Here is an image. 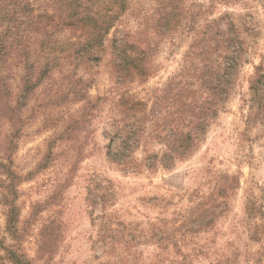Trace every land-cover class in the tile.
<instances>
[{
	"label": "rangeland",
	"instance_id": "1",
	"mask_svg": "<svg viewBox=\"0 0 264 264\" xmlns=\"http://www.w3.org/2000/svg\"><path fill=\"white\" fill-rule=\"evenodd\" d=\"M229 1L127 0L98 60L63 54L53 63L21 109L19 132L5 136L14 148L8 156L0 151V161L18 175L10 181L0 167V264H13L5 253L9 245L30 264H264V257L254 261L264 235L249 238L245 212L247 201L263 202L264 126L245 124L248 109L242 101L253 65L264 56V0ZM34 3L50 9L51 0ZM223 12L229 16L221 28L232 21L244 44L223 110L196 150L173 167L141 168L140 145L123 171L106 153L114 121L122 116L120 95L141 100L142 112L136 113L151 118L154 112L160 123L173 110L170 93L194 80L183 72L191 76L198 63L192 45L200 27ZM126 39L144 47L145 75L123 78L118 72L122 43L118 51L115 47ZM17 71L10 80L14 88ZM8 129L0 120V144ZM146 146L149 152L164 150L155 141ZM224 176L233 179L234 188L217 196L220 213L199 232L198 224L207 221L197 205ZM11 203L15 237L6 229Z\"/></svg>",
	"mask_w": 264,
	"mask_h": 264
},
{
	"label": "trees",
	"instance_id": "2",
	"mask_svg": "<svg viewBox=\"0 0 264 264\" xmlns=\"http://www.w3.org/2000/svg\"><path fill=\"white\" fill-rule=\"evenodd\" d=\"M35 1L0 0V120H6L9 124L7 135H4L0 144V151L4 156H8L14 148L5 136L9 139L19 132L21 109L53 69V63L63 54L79 59L98 60L97 51L102 48L110 30L128 7L127 0H51L48 9L40 8ZM224 1L230 3L229 0ZM227 13H221L218 18L200 27L198 39L192 45L196 51L195 59L199 58L198 63L193 65L191 76L183 72L186 79L193 77L194 80L182 81L178 89L170 93L168 99L173 110L160 123L154 112L151 113V118L145 114L141 117L136 113L142 112L140 107L144 103L141 100L128 94L120 95L122 116L114 121L115 131L110 136L106 153L123 171L130 163H134L131 151L136 146H144V159L140 166L143 165L148 170L156 165L169 169L177 161L190 156L204 139L208 126L218 117L230 96L236 67L241 61L240 49L244 46L232 21L226 20V28H221L220 22L229 16ZM69 31L77 33L74 40L65 37ZM121 43L116 65L120 75L123 78L145 75L147 67L144 47L126 39L118 41L115 51L119 50ZM15 67L18 69L16 88L10 83ZM247 91V97L242 99L248 109L245 124L254 127L258 123L264 126V56L253 65ZM129 111L131 114L127 113ZM127 120L132 123L124 124L125 128L118 126ZM158 127H161V132H165L163 136L156 131L155 128ZM147 128L150 131H145ZM115 140L116 148L112 152L111 146ZM152 141L162 144L164 150H146L145 146ZM8 166L0 161L6 177L13 181L18 175L9 170ZM223 184L218 185L215 181L207 196L204 194L203 201L198 203L197 210L202 211V219L207 221L198 224L199 232L208 224H214V218L220 213L215 210L217 196L226 193L227 188H234V181L229 176H224ZM249 201L250 204L247 201L245 205L246 215L251 220L249 238L258 239L260 235H264V196L260 205ZM12 207L11 203L6 229L15 237L16 218ZM207 212L211 215L209 218L205 215ZM14 247L15 245H9L5 248L7 258L13 264H30L26 254ZM263 257L264 244L257 251L254 261L260 262Z\"/></svg>",
	"mask_w": 264,
	"mask_h": 264
}]
</instances>
